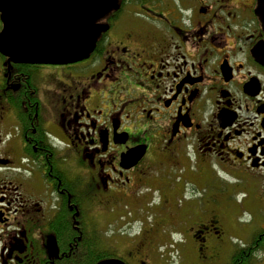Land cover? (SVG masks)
<instances>
[{
	"label": "flooded vegetation",
	"instance_id": "af4514ba",
	"mask_svg": "<svg viewBox=\"0 0 264 264\" xmlns=\"http://www.w3.org/2000/svg\"><path fill=\"white\" fill-rule=\"evenodd\" d=\"M115 5L82 60L0 49V264H264L259 0Z\"/></svg>",
	"mask_w": 264,
	"mask_h": 264
},
{
	"label": "water",
	"instance_id": "95a60500",
	"mask_svg": "<svg viewBox=\"0 0 264 264\" xmlns=\"http://www.w3.org/2000/svg\"><path fill=\"white\" fill-rule=\"evenodd\" d=\"M115 0H0V49L26 63L68 64L87 57ZM258 14L264 23V0ZM99 264H124L109 259Z\"/></svg>",
	"mask_w": 264,
	"mask_h": 264
},
{
	"label": "rangeland",
	"instance_id": "374dc122",
	"mask_svg": "<svg viewBox=\"0 0 264 264\" xmlns=\"http://www.w3.org/2000/svg\"><path fill=\"white\" fill-rule=\"evenodd\" d=\"M156 205V204H154ZM143 215V211L141 212V214H137L135 215V218L138 217H142ZM131 215H126L125 217H122V220H124V223L123 221H120L116 227V231L113 232L114 236H122L123 233H127L125 231L128 230V228L132 227L134 223L130 222L129 221V225L125 228H122V225L124 224L127 225V221L128 218L130 219ZM138 222V225H137V229L138 227L141 225V222L137 221ZM135 225V226H136ZM160 236V235H159ZM157 235V233L155 232H151L149 237H145V239L143 240L144 242V246L146 248H148L149 246H152V245H157L159 250L156 252V254H153L152 256V261L150 264H178V255H177V252H176V249H177V245L175 246L174 244H176V240L178 239V237H175V238H164V237H159ZM127 237L125 238V241H127ZM121 240V239H120ZM142 238L138 239L136 241V244L141 241ZM122 248V247H121ZM142 253H144V249L141 250ZM148 250H146L145 252H147ZM120 252H122V250L120 249ZM178 261V262H177Z\"/></svg>",
	"mask_w": 264,
	"mask_h": 264
}]
</instances>
